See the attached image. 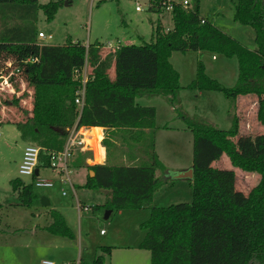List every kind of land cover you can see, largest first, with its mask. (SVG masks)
I'll return each instance as SVG.
<instances>
[{"label":"trees","instance_id":"obj_1","mask_svg":"<svg viewBox=\"0 0 264 264\" xmlns=\"http://www.w3.org/2000/svg\"><path fill=\"white\" fill-rule=\"evenodd\" d=\"M161 2L148 0L147 9L162 13ZM63 3L0 0V79L10 75V81L21 79L33 90L30 109L12 122L25 141L42 147L39 170L50 168L51 152L64 148L75 125L104 127L106 162L87 164L91 152L77 151L71 166L94 172L82 187L107 191L105 206L111 212L149 210V217L140 224L145 234L139 247L150 252V264H264V131L255 136L240 134L237 114L226 130L187 115L180 105V73L170 61L174 51L236 56L235 85L221 84L199 59L196 76L186 87L221 91L235 103L241 96L255 95L257 118L264 125V0L232 2L234 19L254 30V49L203 16L200 0H194L190 10L175 6L170 30L158 20L149 43L106 48L99 41L86 46L69 39L62 45L40 44L39 11L52 21ZM85 65L88 79L80 110L75 98L81 81L75 70ZM143 95L164 96L193 132L190 202L155 203L169 173L155 150L156 108L139 104L137 98ZM223 154L241 169L260 175L248 194L236 189L234 170L213 166ZM125 155L127 162L121 158ZM35 178L36 174L30 183L20 177L11 180L17 205L40 204ZM50 217L47 231L76 238L60 211L51 208ZM110 254L111 247L104 246L93 261L80 258V264H104Z\"/></svg>","mask_w":264,"mask_h":264},{"label":"rangeland","instance_id":"obj_2","mask_svg":"<svg viewBox=\"0 0 264 264\" xmlns=\"http://www.w3.org/2000/svg\"><path fill=\"white\" fill-rule=\"evenodd\" d=\"M49 1L39 0V3ZM233 1L237 0H200L201 14L254 49V30L234 19ZM65 2L52 21H47L42 9L39 11L38 31L53 36L46 41L39 40L40 44L62 45L71 39L86 46L99 41L106 48H116L122 44L151 42L158 20L166 30L173 28L171 14L148 10V0H107L100 5L98 0H71L67 5ZM138 4L140 10L137 9ZM199 59L205 63L206 72L224 86L230 87L237 82L236 56L229 57L212 51H174L170 61L179 71L183 86L179 94L181 109L192 118L202 119L225 130L232 127L233 115L237 114L240 134L255 136L262 133L264 125L257 118L256 96L245 97L241 99L242 102L238 98L235 103L221 91L186 87L196 76ZM10 80V75L0 79V121L6 119L0 123V264H41L43 260H51L55 264L75 261L77 264L80 258L91 262L97 254L102 253L104 246L111 247V254L105 257L104 264H150V252L139 247L145 234L140 224L149 217V210L113 211L107 216L104 194L82 187L88 175L83 168H72L70 177L77 199L90 204V211L79 214L71 185L55 177L54 187H35L39 194L51 200V205H8L17 202L11 180L20 177L27 183L32 181L30 176L19 173L23 150L30 142L21 137L17 125L12 121L30 109L33 90L21 79ZM15 98L19 103L15 102ZM137 102L156 108L155 150L169 173L156 194L155 203L167 206L190 202V178H177L176 175L180 169L192 165L193 132L171 109L164 96L143 95L137 98ZM213 166L234 170L236 189L246 194L260 181V175L234 165L226 154L213 162ZM50 172L49 168H42L40 177H47ZM64 190L67 196L62 195ZM95 205L99 207L93 209ZM50 207L64 215L76 234L75 239L52 234L44 228L51 218ZM101 230L106 234H101Z\"/></svg>","mask_w":264,"mask_h":264},{"label":"built area","instance_id":"obj_3","mask_svg":"<svg viewBox=\"0 0 264 264\" xmlns=\"http://www.w3.org/2000/svg\"><path fill=\"white\" fill-rule=\"evenodd\" d=\"M162 10L164 12H169L171 14L175 6H181L185 10H190L194 6V0H162L161 2ZM137 9L140 10V4L137 5ZM51 34L46 35L43 31H39L38 40L46 41L47 39H52ZM27 61H39L35 58H29ZM76 78L80 79L81 85L76 92L75 102L81 110L85 102L86 93V82H87V67L86 65L82 69L75 70ZM82 74V75H81ZM81 75V76H80ZM87 126L75 125L72 127L67 135V139L64 148L57 152H51L50 154V168L51 170L57 171L60 180L63 183H68L71 185L74 196L78 203L79 214L82 211H90L91 206L88 204L81 203L77 199L75 186L72 183L70 174L72 170L71 162L77 151H86L92 144L89 142V134ZM42 147L33 143H29L25 146L22 154V159L19 165V173L21 175L30 176L31 178L35 174V170L38 168L40 161V152ZM34 187L38 188H52L55 186V182L52 179L40 177V170L37 178L33 179ZM66 191H63V195H66ZM104 231H102L103 233ZM41 264H55L51 260H43Z\"/></svg>","mask_w":264,"mask_h":264},{"label":"crops","instance_id":"obj_4","mask_svg":"<svg viewBox=\"0 0 264 264\" xmlns=\"http://www.w3.org/2000/svg\"><path fill=\"white\" fill-rule=\"evenodd\" d=\"M67 42V41H66ZM75 76H76V74H75ZM250 96H253V95H245V96H241V97H239V99H240V101L239 102H242V100L241 99H243L244 100V98L246 97L247 99L248 98H250ZM255 96V95H254ZM170 107H171V105H170ZM171 109H173L172 107H171ZM156 116H157V113H156ZM99 128H101V130L99 131ZM88 131H90L89 133H87V134H89V142H90V140H94V142H95V147H94V145L92 144V147H89V149L87 150V151H90L91 152V157L90 158H88L87 159V164H90V165H93V164H103V163H105L106 162V160H107V151H106V147H105V145L103 144V139H104V136H105V134H106V129L104 128V127H97V126H94V127H89L88 128ZM100 133H101V137H100ZM118 139H119V137H118ZM121 158H123V160L125 161V162H127V155H125L124 157H121ZM191 166L192 165H190L189 167H186V168H191ZM80 168H83V169H85V171H86V173L87 174H89V170L86 168V167H80ZM186 168H183V169H180V171H184V170H188V169H186ZM51 170V169H50ZM179 171V172H180ZM51 176V177H50ZM87 176V175H86ZM53 177H55L56 179H59L60 180V177H59V175H58V173H57V171H55V170H51V172H50V174L47 176V177H44V178H48V179H52L53 180ZM60 182H61V180H60ZM86 182V181H85ZM64 191H66V190H64ZM100 193H102V194H104V196L103 197H105V199H106V195H107V191H101ZM62 195H63V192H62ZM63 196H67V193H66V195H63ZM7 203V202H6ZM82 203H84V204H87V203H85V202H82ZM8 205H10L11 207L12 206H16L17 204H16V202H13V203H11V204H8ZM51 205V204H50ZM90 205V204H89ZM50 208H52V207H50ZM56 209V208H55ZM50 220H51V218H50ZM50 220H49V222H50ZM49 222H48V224H49ZM47 224V225H48ZM47 225H45V227L47 226ZM44 227V228H45ZM102 231H104V230H101V234H106L105 232H103L102 233ZM72 262H74V264H75V261H72ZM71 263V262H70ZM71 264H73V263H71ZM77 264H80V260L77 262Z\"/></svg>","mask_w":264,"mask_h":264},{"label":"water","instance_id":"obj_5","mask_svg":"<svg viewBox=\"0 0 264 264\" xmlns=\"http://www.w3.org/2000/svg\"><path fill=\"white\" fill-rule=\"evenodd\" d=\"M69 1L71 2V0H66V5L69 4ZM91 176H94V172L90 171L89 172ZM35 174L38 175L39 174V168H37L35 170ZM177 178H192L193 177V168H189L188 170H184V171H180L179 173H177L176 175ZM41 205L43 206H49L51 204V200L47 197V196H42L41 200H40ZM111 213L110 210H108L107 212V216H109V214Z\"/></svg>","mask_w":264,"mask_h":264},{"label":"bare ground","instance_id":"obj_6","mask_svg":"<svg viewBox=\"0 0 264 264\" xmlns=\"http://www.w3.org/2000/svg\"><path fill=\"white\" fill-rule=\"evenodd\" d=\"M90 131H87V133H89ZM100 137H101V133H100ZM90 143H92L95 146V142L94 140H90Z\"/></svg>","mask_w":264,"mask_h":264}]
</instances>
